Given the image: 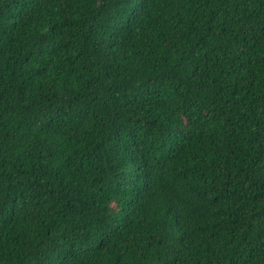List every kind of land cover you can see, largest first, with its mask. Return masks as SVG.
Wrapping results in <instances>:
<instances>
[{
    "label": "trees",
    "instance_id": "trees-1",
    "mask_svg": "<svg viewBox=\"0 0 264 264\" xmlns=\"http://www.w3.org/2000/svg\"><path fill=\"white\" fill-rule=\"evenodd\" d=\"M0 264H264V0H0Z\"/></svg>",
    "mask_w": 264,
    "mask_h": 264
}]
</instances>
